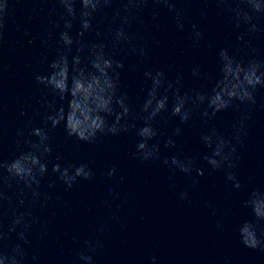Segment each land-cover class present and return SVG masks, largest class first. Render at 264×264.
I'll return each instance as SVG.
<instances>
[{"label":"clouds","instance_id":"obj_1","mask_svg":"<svg viewBox=\"0 0 264 264\" xmlns=\"http://www.w3.org/2000/svg\"><path fill=\"white\" fill-rule=\"evenodd\" d=\"M191 2V0H53V3L60 5L64 10L63 19V28L59 33V41L62 45V48L58 50L57 57L52 60L49 64L50 69L54 67L60 61H68L69 56H71L72 61L74 62L76 59L75 55H72L73 44L75 45H83V38L77 37L73 38L71 32L74 27V22L77 20V9L76 5L79 4V32L88 33L92 29V21L96 14L111 10L113 12L114 18H120L121 11L126 13L123 24L116 29L117 32L123 33V39L127 37L128 30L131 28L134 23L133 15L138 16L140 12L143 11V8H134L135 5H148L154 4L158 5L171 14H173L174 19H179V12L176 9L175 5L177 3H187ZM218 3L227 4L230 2H234V0H216ZM240 2H245L249 4V0H240ZM113 4L124 5L125 7L121 9H111L110 6ZM5 9V5H0V13H3ZM230 13H233V10L227 9ZM235 19L237 22V26L243 23L241 16L238 13H234ZM251 15V13H250ZM4 25L2 20H0V32H2ZM55 27L60 28V21L55 24ZM193 31L197 36H200L201 33L196 30V25L192 26ZM80 49L78 48V51ZM117 63L119 65H123L122 60H118ZM157 74H162L161 72H157ZM51 75V71L48 77H42L40 75L36 76V82L38 84L46 85L48 88L52 90L53 93L61 100L63 97L61 96V90L53 87L49 83V76ZM70 79L66 78L65 87L63 92L67 95H70ZM120 89V81H116V90L119 92ZM51 108V105L47 106ZM58 108H54L51 111H47L46 119L43 121V131H44V140L45 142L49 140V136L46 132V127L48 124H51L52 127H59L61 124L64 126V131L67 137L75 138L77 142H84L87 144H94L99 141L101 138L105 136H116L119 132L123 130H127L129 125L127 123L128 118L132 115V108L128 104L127 110L118 113V122L119 127L116 126L117 119L109 120L108 113L101 112L99 115L98 122L94 123L89 127H75L70 126L65 119L63 122L56 121L53 119L55 113ZM163 111V110H161ZM155 114H159V112L150 115L148 118L151 120H155ZM175 114V113H173ZM182 119H184L182 117ZM35 127L30 129L29 135L33 137V130ZM136 135L139 137L136 143V154L142 160H147L150 157L159 156V147L148 145V141L152 140L156 136V130H152V134L150 136H144V129H135ZM36 143L33 139L30 144L27 145L28 151H22L23 153H32V145ZM168 145L174 146L172 141L167 142ZM46 157H51V147L45 146L44 152L37 156L38 163L31 168L28 172H19L15 171L12 168L13 161L17 158H14L9 164L5 165L6 170L8 171V175L11 181H16L18 184H23L26 188H32L33 185H36L35 192L36 197H38L41 193L39 191L40 183L42 182L44 176L48 173L49 169V160ZM179 156H175L171 158V162L173 165H178L180 171L185 174L190 173L194 170L195 164L193 161L189 160L188 163H179ZM224 156L221 157H213L212 162L208 163V158L205 157L206 163L210 164L214 169L219 170L221 166V162L223 161ZM165 165L169 163V158L165 157L162 161ZM51 171L57 178L64 184H66L69 188L77 180H90L94 177L95 173L92 171L91 167L87 162H64L63 158L60 156L55 157V162L51 163ZM116 167L112 166L108 172L107 176L112 177L116 174ZM229 179H233L230 175ZM11 187V184H8ZM182 199H187L188 193L182 192ZM6 196L0 194V208H2V201L7 200ZM36 199L33 200V205L37 203ZM21 205H23V201H21ZM13 214L15 219L9 230V240L11 239V233L14 231L17 236V240L15 242H10L7 246L4 244V235H3V223L2 219H0V264H28V254L25 249V245L28 243V235L30 234V230L32 227V222H27V227H25V215L23 213L17 214V210L13 209ZM253 215L255 217V221L264 220V216L258 215L253 210ZM253 220H244L241 223L246 225V227L242 230L241 225L238 224V234L240 236L241 243L248 248L257 249L261 248L262 240L257 236V224ZM260 236H264V232L260 233ZM86 247L89 251L95 252V246L90 241L85 242ZM80 259H87L91 261L92 257H85L84 253L79 254Z\"/></svg>","mask_w":264,"mask_h":264}]
</instances>
